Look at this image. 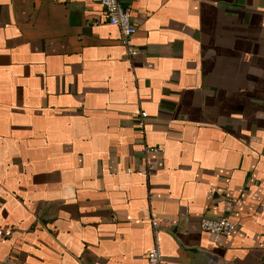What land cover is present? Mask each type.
Returning a JSON list of instances; mask_svg holds the SVG:
<instances>
[{"label": "crops", "instance_id": "1", "mask_svg": "<svg viewBox=\"0 0 264 264\" xmlns=\"http://www.w3.org/2000/svg\"><path fill=\"white\" fill-rule=\"evenodd\" d=\"M118 2L0 0V264H264V0Z\"/></svg>", "mask_w": 264, "mask_h": 264}, {"label": "built area", "instance_id": "2", "mask_svg": "<svg viewBox=\"0 0 264 264\" xmlns=\"http://www.w3.org/2000/svg\"><path fill=\"white\" fill-rule=\"evenodd\" d=\"M103 9L106 22L116 26L120 31V43L126 49V55L131 58L136 54L137 49L134 47L132 38L135 33V27L131 22L128 9L121 7L118 0H97ZM141 118L146 116L145 112L140 114ZM141 124V122H140ZM161 151L159 148L144 146L142 153L144 155V168L141 174L149 176L156 172L159 157L156 153ZM153 229V243L151 249L146 253L147 264H163L162 252L159 243V231L161 226H165L160 217L152 216L150 218ZM198 225L204 232L216 235L230 236L236 229V224L228 217L210 218L203 216L199 219Z\"/></svg>", "mask_w": 264, "mask_h": 264}, {"label": "water", "instance_id": "3", "mask_svg": "<svg viewBox=\"0 0 264 264\" xmlns=\"http://www.w3.org/2000/svg\"><path fill=\"white\" fill-rule=\"evenodd\" d=\"M120 5H121L122 8L126 9L128 4L121 3Z\"/></svg>", "mask_w": 264, "mask_h": 264}]
</instances>
